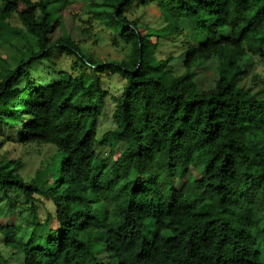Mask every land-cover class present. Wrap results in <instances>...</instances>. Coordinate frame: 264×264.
Wrapping results in <instances>:
<instances>
[{
	"label": "trees",
	"instance_id": "trees-1",
	"mask_svg": "<svg viewBox=\"0 0 264 264\" xmlns=\"http://www.w3.org/2000/svg\"><path fill=\"white\" fill-rule=\"evenodd\" d=\"M1 1L0 41L27 34L35 46L16 65L1 62L0 128L53 151L30 182L20 162L0 161V204L33 218L26 237L0 224V264H264V97L240 84L245 59L264 58V0H158L156 42L127 16L139 0H89L87 14L130 48L103 62L69 36L50 39L70 0ZM163 38L181 41L180 76L173 57L157 55ZM58 49L95 76L60 71L37 82L30 68ZM209 64L214 88L198 91L195 76ZM109 70L126 81L117 128L103 141L110 154L127 146L115 160L96 153ZM191 168L204 172L195 178Z\"/></svg>",
	"mask_w": 264,
	"mask_h": 264
},
{
	"label": "rangeland",
	"instance_id": "rangeland-1",
	"mask_svg": "<svg viewBox=\"0 0 264 264\" xmlns=\"http://www.w3.org/2000/svg\"><path fill=\"white\" fill-rule=\"evenodd\" d=\"M145 1L143 4V0H139L132 6L127 16L130 20L139 19L141 33L147 36L150 41L156 42L157 31L163 26L158 0ZM88 2L89 0H70V8L64 9L62 13V25L50 34V39L57 41L62 37L69 36L82 47L85 56L90 57L93 61H121L129 54L130 48L124 46V43L110 28L92 19L87 14ZM3 7L0 0V11ZM182 24L185 26L186 22L182 21ZM12 25L21 27L15 20ZM30 46H35V40L27 34L22 35L10 44H4L0 41V66L5 59L11 62L12 65H16L21 59L20 52L27 51ZM183 51L184 48L179 39L163 38L160 40L157 55L160 59L173 57L170 62V71L174 75L180 76L185 71ZM244 64L247 72L240 83L241 86L250 88L261 97H264V58L250 56L245 59ZM30 70L37 82L47 81L60 71H66L74 77H79L82 71L86 70L88 75L95 76V73L85 68L83 63L75 56L68 55L59 49L53 51L48 60L34 64ZM217 75L214 65H207L195 76L197 90L207 91L213 89L218 78ZM100 80L102 90L107 93V97L98 121L96 153L100 159L112 158L115 160L124 153L127 146L121 143L114 153L110 154V147L103 141L109 132L117 128L113 114L116 109V101L124 92L126 81L121 78L119 73L110 70L101 74ZM12 131L0 128V161L9 159L10 161L20 162L19 172L26 181L30 182L48 162V157L53 148L38 143L21 144L17 141L18 138L14 135V131ZM203 172V168H191L190 170L191 175L195 178L202 176ZM175 185L179 188L182 182L176 180ZM0 205V224L3 226L19 225L22 229L20 236L26 237L32 231L33 218L30 216L29 210L17 205L15 210L11 211L5 201ZM36 209L40 217L44 218L47 212L45 201L38 202ZM53 224H56V222L54 221ZM101 250V245H98V252ZM98 256L103 261L108 260V255L104 250L98 253Z\"/></svg>",
	"mask_w": 264,
	"mask_h": 264
}]
</instances>
